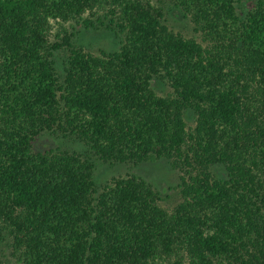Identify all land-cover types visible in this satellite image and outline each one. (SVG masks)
<instances>
[{
  "label": "trees",
  "instance_id": "1",
  "mask_svg": "<svg viewBox=\"0 0 264 264\" xmlns=\"http://www.w3.org/2000/svg\"><path fill=\"white\" fill-rule=\"evenodd\" d=\"M174 1L200 40L153 0H0V234L21 264H264V0ZM79 19L119 46H74ZM46 130L103 160L168 158L181 199L133 173L98 185L89 155L33 148Z\"/></svg>",
  "mask_w": 264,
  "mask_h": 264
},
{
  "label": "rangeland",
  "instance_id": "2",
  "mask_svg": "<svg viewBox=\"0 0 264 264\" xmlns=\"http://www.w3.org/2000/svg\"><path fill=\"white\" fill-rule=\"evenodd\" d=\"M153 1L162 7L165 20L171 28L181 31L187 37L191 36L200 40L201 36L194 29V24L174 0ZM254 2L256 0H243L240 2L241 9L251 8ZM84 16H88V14L85 13ZM65 25L67 30L72 32L71 42L74 46H80L93 52H98L100 49H115L122 39V34L114 28L99 24L97 26L87 25L82 19L79 21L70 20ZM55 28L57 27H54L53 31ZM69 54L68 47L56 51L54 61L58 71L62 72ZM151 83L157 94L160 95L168 94L173 90L168 80L158 75L153 76ZM184 117L188 128L195 125V114L191 108L184 109ZM55 146L89 155L94 162V179L98 185L103 184L112 176H124L133 173L145 178L159 192L160 205L171 209L181 199L179 189L181 188L183 172L178 167L173 166L166 157H149L138 162L103 160L95 156L84 141L71 135H62L58 131L50 130L40 133L33 142L35 150ZM210 168L217 177H223L226 174L222 163H213ZM11 241V236L8 234H0V258L7 264H21L22 262L18 261L11 251Z\"/></svg>",
  "mask_w": 264,
  "mask_h": 264
}]
</instances>
